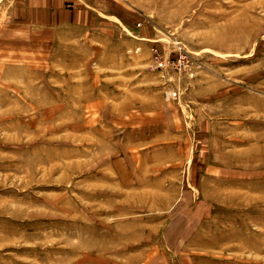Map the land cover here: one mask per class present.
<instances>
[{
	"label": "rangeland",
	"instance_id": "374dc122",
	"mask_svg": "<svg viewBox=\"0 0 264 264\" xmlns=\"http://www.w3.org/2000/svg\"><path fill=\"white\" fill-rule=\"evenodd\" d=\"M114 2L0 0V264H264V0Z\"/></svg>",
	"mask_w": 264,
	"mask_h": 264
},
{
	"label": "crops",
	"instance_id": "0c3cea01",
	"mask_svg": "<svg viewBox=\"0 0 264 264\" xmlns=\"http://www.w3.org/2000/svg\"><path fill=\"white\" fill-rule=\"evenodd\" d=\"M12 16L20 32H56L63 27H86L96 19L101 32L114 30L115 22L125 25L129 14L115 9L114 0H13ZM16 2V4H15ZM128 15V17H127ZM98 24V23H97Z\"/></svg>",
	"mask_w": 264,
	"mask_h": 264
}]
</instances>
